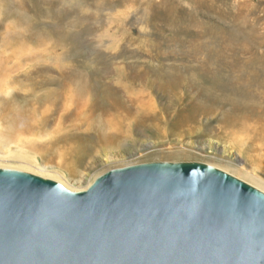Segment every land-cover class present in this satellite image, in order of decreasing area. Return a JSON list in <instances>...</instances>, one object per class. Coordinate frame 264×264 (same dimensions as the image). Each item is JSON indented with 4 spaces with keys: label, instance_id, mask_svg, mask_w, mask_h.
<instances>
[{
    "label": "rangeland",
    "instance_id": "1",
    "mask_svg": "<svg viewBox=\"0 0 264 264\" xmlns=\"http://www.w3.org/2000/svg\"><path fill=\"white\" fill-rule=\"evenodd\" d=\"M2 35L0 167L80 191L113 168L197 161L264 192V0H0ZM29 107L46 124L10 136ZM67 131L82 154L48 145Z\"/></svg>",
    "mask_w": 264,
    "mask_h": 264
},
{
    "label": "water",
    "instance_id": "2",
    "mask_svg": "<svg viewBox=\"0 0 264 264\" xmlns=\"http://www.w3.org/2000/svg\"><path fill=\"white\" fill-rule=\"evenodd\" d=\"M0 264H264V192L197 161L113 168L80 191L0 167Z\"/></svg>",
    "mask_w": 264,
    "mask_h": 264
},
{
    "label": "bare ground",
    "instance_id": "3",
    "mask_svg": "<svg viewBox=\"0 0 264 264\" xmlns=\"http://www.w3.org/2000/svg\"><path fill=\"white\" fill-rule=\"evenodd\" d=\"M1 40H0V52H3L4 50H6L9 45L11 44V42L9 41V39L7 38L6 35H2L0 36ZM14 52L17 53L18 52V46H16L14 48ZM1 72V69H0ZM80 78V77H79ZM63 83H66V88L69 89L68 86H70L71 83H73L74 85H80V80H78V77L76 75H74V73H70V72H66L63 75ZM68 85V86H67ZM72 88V87H71ZM83 88V87H82ZM78 89V88H77ZM116 99V98H115ZM114 100V99H113ZM49 103V102H48ZM126 104V103H124ZM109 105V104H108ZM107 105V106H108ZM111 105V104H110ZM114 105V104H113ZM115 106V105H114ZM117 106V105H116ZM129 106V105H128ZM112 107V105H111ZM130 107V106H129ZM128 107V108H129ZM42 109V108H41ZM118 109V108H117ZM127 109V108H126ZM125 109V110H126ZM103 110V109H102ZM129 110V109H128ZM37 109H31V107L27 108V109H23L21 111H17L14 112V115H12V117H9V129L7 130V133L11 136L13 135H17L19 136H24V135H29V134H33L36 132V127H43L46 124L45 118H42L43 120H40L39 118L36 119V113ZM130 111V110H129ZM113 112V111H112ZM122 112V111H121ZM113 115V114H111ZM108 116V115H107ZM109 117V116H108ZM107 124V123H106ZM226 127H237L238 130L245 132L246 134H251L252 135V130H251V126H247L246 123H244L243 121H237L235 119H231L229 122H226ZM55 126L57 127V124H55ZM74 128V127H71ZM112 128V127H110ZM120 128V127H117ZM122 128V127H121ZM113 130L116 128H112ZM118 130V129H117ZM122 130V129H121ZM70 131H67V138H61V139H53L52 141H50L48 143V145L50 147H52L53 145H57V144H61V146L63 147V152L65 156H69V152L73 151V155H76L77 153L82 154L81 153V148H76L77 143H75L74 141H70L68 138H70L71 133H68ZM73 135V134H72ZM106 136V134H105ZM109 138V137H108ZM107 138V139H108ZM69 140V141H68ZM84 140V138H83ZM62 141V142H61ZM105 141V140H104ZM257 141V140H256ZM263 141V140H262ZM64 144H68V145H64ZM96 146V145H95ZM94 147V145H93ZM88 154V153H87ZM78 160H80L78 158Z\"/></svg>",
    "mask_w": 264,
    "mask_h": 264
}]
</instances>
